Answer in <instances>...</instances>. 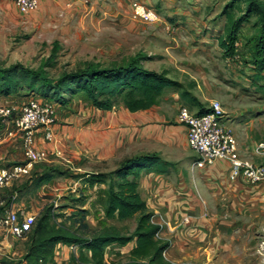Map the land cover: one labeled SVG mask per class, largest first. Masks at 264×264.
Listing matches in <instances>:
<instances>
[{
	"label": "rangeland",
	"instance_id": "1",
	"mask_svg": "<svg viewBox=\"0 0 264 264\" xmlns=\"http://www.w3.org/2000/svg\"><path fill=\"white\" fill-rule=\"evenodd\" d=\"M256 1L264 7V0ZM232 3L45 0L36 12L22 16L11 0H0V80L10 83L7 91L0 88V103L52 104L61 154L51 156L56 154L53 147L38 140L49 154L48 162L35 165L28 177L0 191L5 204L0 205V220L10 205L36 220L20 239L0 226V264H92L85 250L65 240L132 236L138 216L107 218L105 207L109 189L117 190L124 181L118 178L124 172L119 171L121 164L142 154L168 155L160 156L154 169L142 170L137 180L152 223L160 226L161 239L170 245L164 253L167 264H264V188L243 184L237 200L208 189L190 170L196 156L177 122L180 107L196 113L202 107L196 101L202 100L208 109L218 100L225 127L235 110L249 107L250 112L232 117L234 125L251 118L260 120L253 127L264 131V69L256 76L242 74L239 63L246 65V42L259 34L260 18L255 14L245 19L232 35L224 15ZM134 5L153 11L156 22L134 18ZM246 6L242 0L229 9L234 20L245 14ZM133 58L144 69L179 84L167 89L148 113H129L121 98L113 99L110 110H98L71 79L64 82L73 73L111 69ZM246 76L248 81L243 80ZM184 93L188 95L182 97ZM12 146V157L0 169L21 162L20 140ZM159 186L179 192L182 204L171 198L161 201L159 193L157 198ZM189 192L194 193L192 201ZM61 238L64 241H58ZM134 242L120 249L117 244L106 247L105 264L128 262Z\"/></svg>",
	"mask_w": 264,
	"mask_h": 264
},
{
	"label": "trees",
	"instance_id": "2",
	"mask_svg": "<svg viewBox=\"0 0 264 264\" xmlns=\"http://www.w3.org/2000/svg\"><path fill=\"white\" fill-rule=\"evenodd\" d=\"M243 1L247 6L242 17L234 20L232 11L229 10L237 3H241L242 0H233V3L225 10L224 15L227 24L231 25L229 30L232 35L237 32L239 25L245 19L255 14L259 16V34L247 41L246 45L250 54L248 56L249 62L256 66L258 72H261L264 69V7L256 0ZM226 53L229 52L226 51ZM26 73L39 77L36 75L37 73ZM68 79L74 82L76 91L83 93L94 108L110 110L113 106V99L121 98L123 106L129 113H138L158 106L167 89L179 86L177 82L165 74L144 69L138 65L136 58L131 59L128 64L111 69H88L73 73L64 82ZM8 84L10 83L6 78L0 80V88L3 87L6 91L9 89ZM186 95L188 94L184 93L182 97H186ZM209 112V108L200 107L196 114L203 115ZM161 161L160 156L156 154L133 157L124 161L121 164L123 170H119L124 172L120 173L118 177L120 180H124L123 183L118 186L117 190L110 188L108 191V201L105 207L107 218L116 217L118 220H125L138 216L132 236L105 235L79 242L66 239L65 242L78 245L81 251L85 250L89 255V260L93 262L92 264H105L106 247L117 244V248L120 249L134 240V246L128 253L130 260L124 264H167L164 253L170 245L161 239L160 226L152 223L151 215L146 211L145 202L140 197L137 184L139 173L142 170L154 169ZM97 177L99 175L94 177L93 181H97ZM128 177H132L133 180H128ZM32 228L28 233L32 231ZM63 239H58V241H64Z\"/></svg>",
	"mask_w": 264,
	"mask_h": 264
},
{
	"label": "built area",
	"instance_id": "3",
	"mask_svg": "<svg viewBox=\"0 0 264 264\" xmlns=\"http://www.w3.org/2000/svg\"><path fill=\"white\" fill-rule=\"evenodd\" d=\"M44 1L11 0L18 14L22 16L36 12ZM132 16L144 23L157 20L153 11L138 5L132 8ZM209 111L197 115L185 107L178 110L177 122L184 125L187 147L196 156L190 170L194 172L217 162H225L229 165L231 180H241L244 184L251 185L264 184V138L253 148L254 159L247 160L241 157L236 140L223 125L224 112L221 103L213 101ZM55 125L56 113L52 104L36 100H29L22 105L0 103V145L3 137L19 138L23 157L22 162L0 169V190L12 187L14 183L28 177L35 165L48 161L49 154L38 145V140L50 144L56 155H60L56 146L59 141L55 137ZM34 223L35 217L31 214L8 209L0 220L4 232L15 239L24 237Z\"/></svg>",
	"mask_w": 264,
	"mask_h": 264
},
{
	"label": "crops",
	"instance_id": "4",
	"mask_svg": "<svg viewBox=\"0 0 264 264\" xmlns=\"http://www.w3.org/2000/svg\"><path fill=\"white\" fill-rule=\"evenodd\" d=\"M246 65L244 63V65L242 64V61H240V65H241V71L240 73L245 74L246 72H250L251 76H256L259 75L260 72L257 71L256 66L253 65V63L249 62V58L247 57V60L245 61ZM263 75V74H262ZM249 77H245L243 80L248 81ZM253 80V79H252ZM252 84V82H251ZM195 95V94H194ZM199 101V102H198ZM198 104L202 105V107H204L205 103L201 100H198ZM213 101H218V100H213ZM213 101H211L210 103H212ZM220 102V101H218ZM221 103V102H220ZM222 105V104H221ZM223 106V105H222ZM158 107V106H156ZM198 110V109H197ZM223 112L225 113L223 107H222ZM149 110L146 111H142V113H148ZM238 110H235L233 112V114H231L232 117H237L240 116V114H244L247 112H250V108L246 107L242 110H240L239 112H237ZM230 116V117H231ZM227 119V121H229V124H227V129L230 131V133L232 134V136L234 137V139L236 140L237 144H238V150L239 153L241 155V157L247 159V160H253V148L255 147V145L260 142L263 138H264V131L262 130H256L253 127V123L254 121L256 122V124H258L259 122H261L260 120H254L251 119L248 120L249 122L245 123L244 125H239L236 126V124L234 125L233 122V118ZM164 121V120H160ZM179 125V124H178ZM182 127L183 131L185 130V128L182 125H179ZM181 129V131H182ZM185 133V132H184ZM185 140H186V136H185ZM3 144L0 146V148H2L0 150V152L3 149H6V153H1L0 154V164L7 162L8 159H10L12 157L11 154L8 155V153H10L9 148L11 149V147H13V144H19V138H6L3 137ZM7 154V156H6ZM4 155V156H3ZM22 157V154H20ZM61 155V154H60ZM79 155V154H77ZM89 155H97V158L99 157L98 154H89ZM144 155H148V154H142ZM51 156H57L56 154H51ZM161 157H167V154H160ZM59 157V156H57ZM82 157H87V155L84 154V156L82 155ZM23 160V157H22ZM21 160V162H22ZM48 162V161H47ZM20 162H17L15 164H18ZM46 163V162H45ZM43 164V163H42ZM191 165V164H190ZM32 172V171H31ZM194 172L197 173V175L199 176V181L205 185H207L208 189L213 190V192H217L218 196H222L221 194H229L230 196H232L233 198H231V200L235 199L237 200L238 196L242 195L244 193V188L243 187L244 183L241 180H231L230 179V174H229V165L225 162H217L215 164H213L212 166H209L207 168L204 169H196ZM31 174V173H30ZM253 188H258V189H263V185H257V186H251ZM165 188H163L162 186H159L155 192L157 193V198H158V193H159V197L161 201H167L169 198L172 199V201H176L177 203H181V199L178 198L180 197V193L179 192H175L171 189L169 190H164ZM2 191V190H0ZM190 197H191V201L193 200V194L191 192H189ZM244 196V195H243ZM16 199V197L14 198ZM168 202V201H167ZM185 203V202H184ZM0 205L2 207L5 206V204L3 203V201L0 202ZM5 210H7V208H5ZM8 210H12L15 212H20L18 211V209H16V205H10ZM24 213V212H22ZM28 213V212H27ZM169 220V218H168ZM156 223V222H154ZM168 226V227H167ZM167 229H170L169 224H167L165 226ZM169 252V251H167Z\"/></svg>",
	"mask_w": 264,
	"mask_h": 264
}]
</instances>
